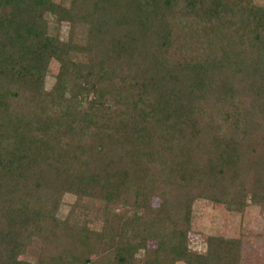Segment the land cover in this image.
Instances as JSON below:
<instances>
[{
  "label": "trees",
  "instance_id": "obj_1",
  "mask_svg": "<svg viewBox=\"0 0 264 264\" xmlns=\"http://www.w3.org/2000/svg\"><path fill=\"white\" fill-rule=\"evenodd\" d=\"M198 198L264 208V8L0 0V264H240L242 238L188 251Z\"/></svg>",
  "mask_w": 264,
  "mask_h": 264
},
{
  "label": "rangeland",
  "instance_id": "obj_2",
  "mask_svg": "<svg viewBox=\"0 0 264 264\" xmlns=\"http://www.w3.org/2000/svg\"><path fill=\"white\" fill-rule=\"evenodd\" d=\"M69 6L71 0H57ZM225 2L242 6H253L264 8V0H224ZM200 34H204V29L200 25V20L190 19ZM195 23V24H194ZM57 25L53 21L51 23L52 31L57 30ZM61 34L68 35V27L61 26ZM173 58L182 59V55L175 53ZM59 63L52 61L48 70V77L46 80L47 89H50L56 81V75L59 71ZM76 197L72 194H67L59 209V217L65 219L67 215L73 210ZM82 204V203H81ZM154 206L160 205V199L154 198ZM83 206V204H82ZM91 206V205H90ZM85 207L76 208L72 217L77 221L79 216L82 220L87 219V224L90 229L95 232H101L103 222L94 219L92 216L88 218L82 214ZM211 237H225L228 239L242 238L244 242L243 259L240 264H264V208L250 206L244 213L232 212L226 209L224 205L214 204L211 200L205 198H198L193 204L191 227L188 233V251L193 254L206 255L208 252V240ZM40 242H35L29 249L27 255H22V259L35 263L41 250ZM157 248V243L154 240L148 241V249L153 250ZM145 251H141L137 255L139 264H144L143 257ZM95 258V254L91 255ZM105 257H99L98 261L94 264H108ZM176 264H184L182 262Z\"/></svg>",
  "mask_w": 264,
  "mask_h": 264
}]
</instances>
